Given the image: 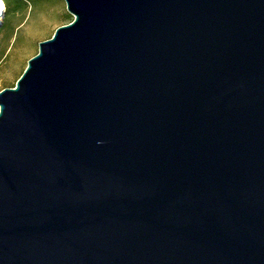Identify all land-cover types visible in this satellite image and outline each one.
Returning <instances> with one entry per match:
<instances>
[{
	"label": "water",
	"instance_id": "1",
	"mask_svg": "<svg viewBox=\"0 0 264 264\" xmlns=\"http://www.w3.org/2000/svg\"><path fill=\"white\" fill-rule=\"evenodd\" d=\"M64 2L0 92V264H264V0Z\"/></svg>",
	"mask_w": 264,
	"mask_h": 264
},
{
	"label": "rangeland",
	"instance_id": "2",
	"mask_svg": "<svg viewBox=\"0 0 264 264\" xmlns=\"http://www.w3.org/2000/svg\"><path fill=\"white\" fill-rule=\"evenodd\" d=\"M67 14L64 0H33L26 10L9 15L0 34V92L16 87L28 62L39 53V44L69 25Z\"/></svg>",
	"mask_w": 264,
	"mask_h": 264
},
{
	"label": "trees",
	"instance_id": "3",
	"mask_svg": "<svg viewBox=\"0 0 264 264\" xmlns=\"http://www.w3.org/2000/svg\"><path fill=\"white\" fill-rule=\"evenodd\" d=\"M33 0H4V6H5V20L4 23L2 24V26L0 27V34L3 33V31L6 28V19L9 17V15H11L12 13H15L17 11H24L26 10L29 5L31 4ZM66 22H68V24L73 22V18L67 14L66 16Z\"/></svg>",
	"mask_w": 264,
	"mask_h": 264
},
{
	"label": "bare ground",
	"instance_id": "4",
	"mask_svg": "<svg viewBox=\"0 0 264 264\" xmlns=\"http://www.w3.org/2000/svg\"><path fill=\"white\" fill-rule=\"evenodd\" d=\"M4 5L3 3L0 1V13L3 14L4 12Z\"/></svg>",
	"mask_w": 264,
	"mask_h": 264
},
{
	"label": "built area",
	"instance_id": "5",
	"mask_svg": "<svg viewBox=\"0 0 264 264\" xmlns=\"http://www.w3.org/2000/svg\"><path fill=\"white\" fill-rule=\"evenodd\" d=\"M1 1V0H0ZM3 3V2H2ZM3 5H4V3H3ZM3 12H5V6H4V11Z\"/></svg>",
	"mask_w": 264,
	"mask_h": 264
}]
</instances>
